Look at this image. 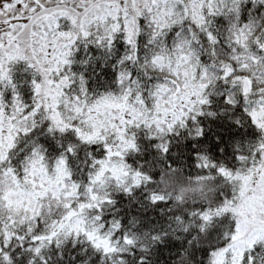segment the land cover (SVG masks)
I'll return each mask as SVG.
<instances>
[{"label": "snow or ice", "instance_id": "snow-or-ice-1", "mask_svg": "<svg viewBox=\"0 0 264 264\" xmlns=\"http://www.w3.org/2000/svg\"><path fill=\"white\" fill-rule=\"evenodd\" d=\"M0 264H264V0H0Z\"/></svg>", "mask_w": 264, "mask_h": 264}]
</instances>
